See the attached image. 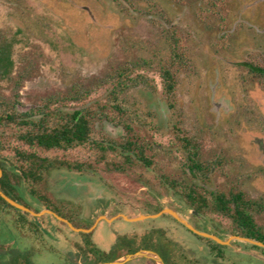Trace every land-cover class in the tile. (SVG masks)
<instances>
[{"label":"rangeland","instance_id":"obj_1","mask_svg":"<svg viewBox=\"0 0 264 264\" xmlns=\"http://www.w3.org/2000/svg\"><path fill=\"white\" fill-rule=\"evenodd\" d=\"M130 2L0 0V28L10 39H16L14 74L27 75L19 87L23 108H34L41 97L66 91L76 81L89 84L110 68L133 61L134 73L153 78L154 88L142 84L130 88L128 105L137 108L140 117L157 126L154 140L172 147L171 129L178 124L188 136L200 142L208 159L216 161L209 176L210 189L236 186L263 202L262 162L258 153L252 151L249 140L254 135L264 136V85L245 63L264 66V0H226V5L216 11H211L203 0ZM175 39L182 48L183 59L174 70L177 108L172 112L166 103L157 67L171 54V47L177 44ZM15 86L13 81H4L0 93L11 97ZM104 89H97L92 97H99ZM106 129L113 135L120 132L110 124ZM173 152L170 156L161 150L158 161L166 171L176 173L183 158L181 152L175 149ZM58 153L63 155L62 151ZM67 156L75 159L81 155L73 151ZM145 177H153V186L158 185L153 172L146 173ZM237 179L245 183L236 185ZM48 184L58 200L81 206V220L89 227L98 221V218L91 219V211L101 202L106 203L101 211L112 210V217L117 210L147 214L154 210L157 202L169 208L181 205L179 212L189 220L192 218L191 209L176 196L159 195L158 187L151 189L143 181L120 173H81L60 168L51 171ZM21 190L32 208L40 210L42 203L29 195L25 187ZM124 204L135 208L123 207ZM263 210L257 218L264 224ZM93 215L96 217L97 213ZM204 215L207 228H217L222 237L231 233L228 217L214 213ZM36 217L43 224L45 242L31 257L30 264H65L67 252L72 254L73 243L80 241V232L52 214ZM158 229L170 241L178 259L181 253L187 254L188 258H183L181 263L190 258L211 264L213 257L208 247L169 216L136 221L124 217L100 219L92 232L97 248L85 254L82 260L97 263L116 259L146 246L148 241L141 238L142 235L150 234L149 239H153ZM0 242L17 252L30 248L33 241L6 221L0 222ZM233 248L237 249L236 243ZM226 252L225 259L218 260L219 264H264V259L252 255ZM203 253L206 256H201ZM14 260L18 263L17 257ZM147 263L152 262L138 258L125 264Z\"/></svg>","mask_w":264,"mask_h":264},{"label":"trees","instance_id":"obj_2","mask_svg":"<svg viewBox=\"0 0 264 264\" xmlns=\"http://www.w3.org/2000/svg\"><path fill=\"white\" fill-rule=\"evenodd\" d=\"M125 1L131 4V0ZM203 1L211 11L226 5V0ZM175 42L177 44L171 47V54L163 58L157 67L166 103L172 112H176L177 108L174 70L183 59L182 48L177 39ZM15 43L16 39H10L7 32L0 28V86L4 81L16 84V91L11 97L0 93V167L3 170L0 185L7 195L32 208L22 195L23 186L35 200L68 218L75 226L89 227L81 220V206L58 200L50 191L48 180L51 171L67 168L81 173H120L143 181L151 189L158 187L159 195L169 193L176 196L198 214L214 213L228 217L231 233L264 241V224L257 218L264 209V203L236 186L209 189V176L215 169L216 161L207 158L200 142L174 124L171 129L174 136L172 147L157 143L153 137L157 126L140 117L137 108L128 105L130 88L140 84L154 88L153 78L134 73L135 62L110 68L104 76L94 77L86 85L76 81L66 91L41 97L36 107L24 109L19 99V87L27 75L14 74ZM249 65L264 85V66L252 62ZM104 87L102 95L92 97L97 89ZM108 124L119 128V134L108 132ZM174 149L181 152L183 158L176 173L166 171V167L158 161L161 150L171 156ZM7 151L11 153L8 155ZM51 151L56 154H47ZM61 151L63 155L60 156L58 152ZM73 151L81 156L70 159L67 153ZM150 172L159 181L156 187L152 184L153 177H145ZM6 221H10L22 236L33 242L30 248L18 249L17 252L10 245L0 242V248H3L0 250V264H19L23 261L30 264L31 257L44 246L43 224L38 217L14 207L0 195V222ZM92 232H80L78 248L85 254L97 248ZM155 232L157 234L151 240L149 235L145 236L143 239L148 241L147 245L138 249H155L168 264H182V259L188 258L187 254L181 253V259H178L170 241L159 229ZM209 245L213 257L210 263L219 264L220 258L225 259L226 250L214 241H210ZM70 256L66 255L65 264H78L80 253L72 259Z\"/></svg>","mask_w":264,"mask_h":264},{"label":"water","instance_id":"obj_3","mask_svg":"<svg viewBox=\"0 0 264 264\" xmlns=\"http://www.w3.org/2000/svg\"><path fill=\"white\" fill-rule=\"evenodd\" d=\"M88 9V8H87ZM89 10V9H88ZM90 11V10H89ZM3 174V170L0 167V178ZM0 195L11 205H13L14 207L27 211L29 213H31L34 216H42L44 214H52L53 216H55L58 220L63 221L65 223H67V225L74 231L76 232H91L97 225L98 221L92 225L89 228H84V227H77L75 226L69 219L61 216L60 214H58L57 212H55L54 210H52L51 208L45 206L42 204V207H40V210L36 211L32 208H30L29 206L15 200L14 198L10 197L9 195H7L2 189H1V185H0ZM164 213H167L169 215H171L173 218H175L178 222H180L181 224H183L184 226H186L187 228H189L190 230H192L193 232L204 236L208 239H212L215 242L219 243V244H223V245H229L231 244L232 241L237 240V241H241L243 243H247V244H253V245H258L264 248V242L253 238V237H247V236H242V235H238V234H228L227 237L222 238L221 236H218L216 234L210 233L208 231H204V230H199L197 228H195L193 226V224L191 223V221L189 219H187L186 217L183 216V214L179 211H176L172 208H168L165 207L162 211H160L159 213H155V214H143L140 215L139 217H135V218H129L128 216L122 214V216L128 220H137V219H146V218H155L158 217ZM194 213H197V211L194 210ZM241 252L248 254V255H252L256 258H261L264 259L263 255H260L256 252L250 251V250H240ZM138 258H147V259H151L154 260L157 264H165L164 259L162 258V256L155 250L153 249H149V248H141L135 252H131V253H126L116 259H113L111 261H104V262H97V263H82V264H125L126 262L133 260V259H138Z\"/></svg>","mask_w":264,"mask_h":264},{"label":"flooded vegetation","instance_id":"obj_4","mask_svg":"<svg viewBox=\"0 0 264 264\" xmlns=\"http://www.w3.org/2000/svg\"><path fill=\"white\" fill-rule=\"evenodd\" d=\"M251 63V62H250ZM245 65H247L248 67H250V65H249V62H246L245 63ZM257 65H259V64H257ZM259 66H262V65H259ZM249 71L250 72H252L251 70H250V68H249ZM253 73V72H252ZM250 142V145H252L251 146V148L253 149L252 151H256L257 153H258V159L259 160H261V164H262V171H261V174H262V176H264V136H262V135H254V138L253 139H251V140H249ZM216 163V162H215ZM245 182L243 181V180H235V184L236 185H242V184H244ZM239 185V186H240ZM209 189H210V187H209ZM212 190V189H211ZM209 193V192H208ZM263 203H264V199H263ZM24 204V203H23ZM156 205H155V208H154V210H149V212L147 213V214H155V213H159L160 211H162L165 207H163V206H160V204L159 203H155ZM185 204V203H184ZM129 206L130 208H135L132 204H124L123 205V207H125V206ZM160 206V208L158 209V207ZM179 207H181V205L179 206ZM179 207H171L172 209H174V210H176V211H179ZM187 207H189V206H187ZM31 208V207H30ZM169 208V207H168ZM190 208V207H189ZM33 209V208H32ZM191 209V219H190V221H191V223L193 224V226L195 227V228H197V229H199V230H204V231H208V232H210V233H213V234H216V235H218V236H221L220 235V233H219V230L217 229V228H214V229H210V228H207L206 226H205V224H204V214H198V212L197 213H194V209H192V208H190ZM53 210V209H52ZM196 211V210H195ZM264 211V210H263ZM56 212V211H55ZM105 211L103 212V213H101V214H98L96 217H95V219L96 218H98L97 220H100V219H109V220H112V219H115V218H118V217H123L122 216V214H120L119 216H116V211H114L113 213V215H115L114 217L115 218H113L111 215L109 216V217H107L105 214ZM59 214V213H58ZM44 215H46V214H44ZM82 215V214H81ZM43 216V215H42ZM62 216V215H61ZM166 216H170V217H172L171 215H169V214H167V213H164V214H162V215H160V216H158V217H161V218H163V217H166ZM64 217V216H63ZM129 218H135V217H137V216H134V217H131V216H128ZM66 218V217H65ZM173 218V217H172ZM68 219V218H67ZM126 219V218H125ZM175 221H177L175 218H173ZM126 220H128V219H126ZM137 220H140V219H137ZM60 221V220H59ZM63 222V221H62ZM99 222V221H98ZM178 222V221H177ZM65 223V222H64ZM178 223H180V222H178ZM66 225H67V223H65ZM181 224V223H180ZM183 227H185L189 232H191L195 237H196V239H198V240H201L202 241V245L204 246V247H208V253L210 254L211 253V247H210V245H209V242L210 241H214V240H212V239H208V238H206V237H204V236H201V235H199V234H197V233H195V232H193L192 230H190L189 228H187L186 226H184L183 224H181ZM68 226V225H67ZM91 227V226H90ZM84 228H89V227H84ZM94 230V229H93ZM92 230V231H93ZM91 231V232H92ZM87 233H89V232H87ZM231 234H237V233H231ZM147 235H149L150 236V234H144V235H142V237L141 238H144L145 236H147ZM238 235H240V234H238ZM222 237V236H221ZM222 238H225V237H222ZM215 242V241H214ZM264 242V241H263ZM81 243V241H76V242H74L73 243V245H74V249H71V251L73 252L72 254L69 252H67V254L66 255H69L70 257H71V259L74 257V255L75 254H77V253H80V256H79V260H78V264H82V263H86V262H84L82 259H83V256L85 255V253L84 252H82L79 248H78V245ZM217 243V242H216ZM235 243H236V245H237V249L236 248H233L234 247V245H235ZM217 244H219V243H217ZM220 245H222V247L221 248H223V249H225V250H230V251H235V253H237V254H239V253H241V254H245V253H243V252H241L240 250H250V251H254V252H256V253H258V254H260V255H263L264 256V248L263 247H261V246H258V245H253V244H247V243H243V242H241V241H237V240H234V241H232L231 242V244H229V245H223V244H220ZM240 247H242V249L240 248ZM56 250H59V248H55ZM141 249V248H140ZM149 249H151V248H149ZM139 250V249H138ZM153 250H155V249H153ZM236 250H238V251H236ZM155 251H157V250H155ZM133 252H135V251H133ZM160 255H161V253L159 252V251H157ZM129 253H131V252H129ZM73 256V257H72ZM122 256V255H121ZM162 256V255H161ZM201 256H206V253H203ZM162 258L164 259V257L162 256ZM145 259H147V258H145ZM220 259H222V258H220ZM149 260H151V259H149ZM152 261H154V260H152ZM164 261H165V264H168L167 263V261L164 259ZM202 260L201 259H196V260H194V261H191L190 260V258L188 259V261H185V263H182V264H203L202 262H201ZM147 264H157L155 261L154 262H152V263H147Z\"/></svg>","mask_w":264,"mask_h":264},{"label":"crops","instance_id":"obj_5","mask_svg":"<svg viewBox=\"0 0 264 264\" xmlns=\"http://www.w3.org/2000/svg\"><path fill=\"white\" fill-rule=\"evenodd\" d=\"M104 206H106V203L105 202L104 203L101 202L100 205L97 206L98 208L97 207L95 209L93 208V210L91 211L92 212V214H91V219L92 220H95V217H94L93 213H97V215H98V214H101V213H103L105 211L104 214L107 217H109L112 214V210H110V209H106V210L101 211L102 207H104ZM115 214H116V216H119L120 214H124L126 216H131V217H134V216L139 217L140 215H143L140 212L139 213H133V212L129 213V212H126L124 210H117ZM113 218H115V217H113ZM128 221H136V220H128Z\"/></svg>","mask_w":264,"mask_h":264}]
</instances>
